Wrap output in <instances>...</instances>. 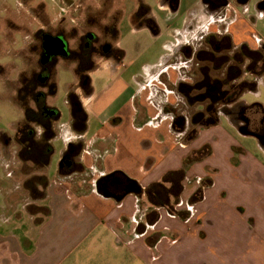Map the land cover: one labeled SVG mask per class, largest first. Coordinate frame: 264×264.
Returning a JSON list of instances; mask_svg holds the SVG:
<instances>
[{"label":"crops","instance_id":"1","mask_svg":"<svg viewBox=\"0 0 264 264\" xmlns=\"http://www.w3.org/2000/svg\"><path fill=\"white\" fill-rule=\"evenodd\" d=\"M114 1L107 0L113 7ZM143 1L159 33L148 26L140 29L149 28L154 42L162 43L160 61L145 74L136 72L134 84L124 80L123 71L115 75L118 88L127 90L120 104L107 98L108 86L96 92L92 84L93 92L86 96L73 84L87 112L86 128H74L71 111L65 123L59 121L54 141L62 140V157L58 169L49 173L50 164L44 171L49 182L42 195L32 198L28 190L25 202L14 186L5 188L0 175L5 190L0 192V264H264L263 141L257 138L261 154L247 150L239 137L252 135L240 132L224 111L218 124L191 126L193 115L205 105H194L180 85L194 83L182 75L181 60L201 38L208 51V35L223 30L233 49H259L249 39L257 25L254 15L228 17L237 6L249 12V0H231L219 19L206 9V0ZM257 10L263 16L264 1ZM178 13L185 15L183 26ZM256 38L264 41L258 33ZM116 61L124 65L123 58ZM177 115L185 117L187 130H197L195 136L186 138L181 121L175 124ZM72 143L80 149L60 172ZM19 164L10 171L23 173L26 180L20 158ZM108 175H113L111 181L100 186ZM131 180L138 182L140 193L125 192ZM156 183L166 191L151 197Z\"/></svg>","mask_w":264,"mask_h":264},{"label":"rangeland","instance_id":"2","mask_svg":"<svg viewBox=\"0 0 264 264\" xmlns=\"http://www.w3.org/2000/svg\"><path fill=\"white\" fill-rule=\"evenodd\" d=\"M260 1L264 0H249L246 6L249 7V12L244 11V6H237V11L231 10L228 15L232 19L238 16L236 13L240 15L243 13L248 17L250 14L254 15L257 25L253 28L255 34L251 30L253 33H251L249 39H253L258 46L260 41L257 40L256 33L264 39V14L261 16L257 10ZM3 2L4 0H0V166L11 173L10 168L12 166L20 168L16 133L19 124L25 119L24 108L18 101L19 80L25 70L40 69L44 49L43 41L46 35L63 36L70 50H80L83 47L90 48L93 52L92 59L98 66L90 74L96 92L108 86L107 98L109 97L119 102V104L121 101H125L127 90L118 88L117 82L114 80L115 75L123 71L122 77L124 80L126 82L131 81V84H134L136 72L145 74L147 70H152L153 64L160 61L158 51L161 49L162 43L160 40L154 42L149 28L140 29L134 25L135 21L132 15L138 8L137 0H115L114 7L107 0L103 2H99V0H7L6 6ZM151 2L154 4L157 1L152 0ZM152 8L157 9L158 7ZM118 14H120L119 35L116 41L112 39L111 34L113 32L112 28L109 27L114 25ZM178 14L176 19L179 21V25L183 26L185 15ZM159 18L163 22L164 19ZM224 23L225 20L220 21L221 25H224ZM226 35L221 30L217 34L216 41L212 38L214 46L211 45L208 51H211L210 58L215 59V61L203 60L199 62L197 56L195 57L193 53V49L189 50L190 55L181 60L182 75L191 78L195 82L201 77L195 74L199 69L197 67L207 65L213 75H217L220 79L226 78L227 70L225 67L217 68L216 66H219L218 64L225 57L229 60L227 65L238 66L235 63L236 61H233L235 55H237L236 49H230L228 38H224ZM202 40L204 38L200 39L197 46L200 51L207 48L201 45ZM108 45L112 48L113 45H120L125 50L123 55L124 65L117 63V61L113 62L117 59L111 51L108 53L104 51V47ZM218 45L221 46L220 51H216ZM182 51L184 52L185 48ZM56 57L58 60L55 67L57 92L47 98V103L59 109L61 112L60 124H63L70 118L67 94L73 84L79 85L80 81L76 74V63L66 59L65 56L59 55ZM256 58L252 64L247 66L249 70L244 72L241 81L249 80L254 84V89L248 90L243 98L248 104L261 103L263 105H257L254 110L257 111L255 114L256 124L264 127V124H261L264 120V65L261 64V68L259 64L260 56L258 55ZM259 70H261V74L255 73ZM180 96L182 103L188 106L187 99L183 95ZM226 109L225 113L233 109L232 104H228ZM191 113L190 111L188 114ZM90 115L94 116L93 113ZM189 115L187 119H190L191 116ZM231 120L238 125L233 119ZM239 138L251 153L261 154L257 138L245 135H241ZM54 146L56 152L52 158L51 166L48 168L49 173L59 167V161L62 157V140L57 138L54 141ZM1 167L0 175L4 176L3 180L7 183L5 188L14 186L12 188L16 189V193L23 197L26 202L29 191L23 185L25 175L22 173L20 176L19 172H16V176L11 173L10 176L6 177ZM23 167L22 163V172L25 170ZM35 173L41 175L42 171L37 170ZM3 180L0 179V192L5 191L3 190ZM42 191H40V195L43 194ZM2 201L0 198L1 206L3 205ZM36 209L42 213L46 211L45 208H38L37 206ZM21 238L24 239V237Z\"/></svg>","mask_w":264,"mask_h":264},{"label":"trees","instance_id":"3","mask_svg":"<svg viewBox=\"0 0 264 264\" xmlns=\"http://www.w3.org/2000/svg\"><path fill=\"white\" fill-rule=\"evenodd\" d=\"M138 2V8L132 15L135 21L134 25L137 28L148 26L155 34L159 33V26L151 14L150 7L143 0H138ZM116 17L114 25L109 28H112V39L117 41L120 14ZM217 37L218 36L215 34L208 35L207 42L209 44H214L213 41H216ZM212 38L214 40H212ZM224 38H228L229 47L232 49L230 37L226 35ZM104 51L107 53L111 51L117 60H121L124 55V51L117 45H113V48L109 46V49H104ZM43 54L44 49L41 57L40 69L32 71L25 70L19 80L18 88V101L24 108L25 119L19 124L16 133V141L19 146L18 154L23 163V168H25L23 171L29 176L25 180L24 185L30 191L32 198L39 197L41 190H43L42 192L44 193L48 185V176L44 171L47 170L51 164L52 156L55 151L54 139L57 136L58 123L61 118L59 109L47 103V98L55 95L57 92L55 67L58 60L56 56H52L49 60L43 62ZM92 54L93 52L90 48L83 47L80 50H71L69 54L65 56L66 59L76 63V74L80 81L79 86L86 96H91L93 92L90 74L98 67L96 62L92 59ZM236 54L233 61L235 60L238 66L231 64L227 69L226 78L220 79L216 77L217 75L215 76L211 73V69L207 68V65H200V68L196 72L197 76H201L200 79H197L193 84L184 82L180 84L184 93L189 95L190 101L194 105L197 103H203L205 105V110L195 113L191 119V126H194V128L218 124L220 122L221 113L227 110L226 107L228 104L241 100L248 90L254 89V84L251 82L248 83L249 81L247 80L241 81V77L245 71L249 70L247 69V66H249L247 62H252V60L257 59L256 57L258 55L260 56L259 61L264 64V49L254 51L247 46H243L236 50ZM210 57L211 51L201 50L198 54L199 62L203 60L213 61ZM243 66L245 67L243 68ZM67 101L70 107L74 128L79 132H83L86 128L87 112L75 87H72L68 92ZM32 103H34V105H32ZM180 108H182L181 105ZM180 121L182 122L180 127L181 131H187V139L196 135V129L187 130L185 128V117L177 115L175 117V124H178ZM79 149L80 146L74 143L67 147L63 155L60 172L63 170L65 161L68 160L74 152L79 151ZM37 170L42 171V174L35 173ZM174 187H177V185L175 184ZM165 191L166 188L163 184L156 183L150 188V196L160 197Z\"/></svg>","mask_w":264,"mask_h":264},{"label":"flooded vegetation","instance_id":"4","mask_svg":"<svg viewBox=\"0 0 264 264\" xmlns=\"http://www.w3.org/2000/svg\"><path fill=\"white\" fill-rule=\"evenodd\" d=\"M206 1H207L206 9L208 11H210L214 16H216V18H218V19L223 18V15L225 13V8H226V5L229 2V0H206ZM213 46H214V44H213ZM216 48H217L216 51L221 50V46H219V45L216 46ZM68 49H69V47H68ZM192 49H193V53H194L195 57L197 56L196 58L198 59V54H199L198 52H200V49H197V47L190 45L188 47V50L191 51ZM260 49H264V41L260 42L258 50H260ZM69 51H71V50L69 49ZM190 51H189V54H190ZM216 51H215V53H216ZM197 61H199V60H197ZM213 61H215V59H213ZM228 61L229 60L227 59V57H225V59L220 64H218L219 66H216V67L217 68L218 67L219 68L225 67V69L227 70L228 67L231 65V64L227 65ZM197 68H200V65ZM217 68H215V69H217ZM231 104L233 106V109H230L229 111H227L226 114L229 115L238 124V126H240V127L243 126L245 129H247L249 131H253V132L261 135V138H262V141L264 144V127L256 124L257 119L255 117V114L257 111L254 110L256 105L260 106V104L259 103L248 104L243 100V98L241 100L233 102ZM181 124H182V122H181ZM261 124H264V120H262ZM106 181H111V178H109ZM113 181H112V183L117 182L116 180H115L116 182L115 181L113 182ZM119 183H121V182H119Z\"/></svg>","mask_w":264,"mask_h":264},{"label":"water","instance_id":"5","mask_svg":"<svg viewBox=\"0 0 264 264\" xmlns=\"http://www.w3.org/2000/svg\"><path fill=\"white\" fill-rule=\"evenodd\" d=\"M248 2V0H244L241 3H245ZM230 2L227 3L226 7H228ZM43 48H44V54H43V62L49 60L52 56H67L69 54V49H68V43L65 40V38L63 36H51V35H46L44 37V41H43ZM109 46L105 47V50H108ZM239 131L244 133V134H249L252 136H255L256 138H258L259 140H262L261 135H259L258 133H255L253 131H249L247 129H245L243 126L239 128ZM113 175H108L107 177H105L104 179H102L99 183V185L101 186V182L104 180H108L109 178H111ZM99 186V189L106 194V191H104V188H101ZM104 187V186H103ZM142 191L140 185L138 184V182L136 180H131L130 184L127 185L126 187V193H140Z\"/></svg>","mask_w":264,"mask_h":264},{"label":"built area","instance_id":"6","mask_svg":"<svg viewBox=\"0 0 264 264\" xmlns=\"http://www.w3.org/2000/svg\"><path fill=\"white\" fill-rule=\"evenodd\" d=\"M193 209H194V206L193 205H189L188 206V210H189L190 213H193Z\"/></svg>","mask_w":264,"mask_h":264}]
</instances>
